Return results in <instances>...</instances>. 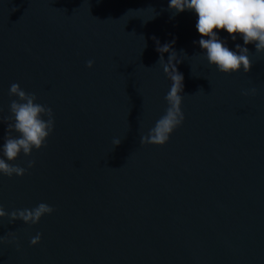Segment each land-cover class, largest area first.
I'll list each match as a JSON object with an SVG mask.
<instances>
[{
	"label": "water",
	"instance_id": "95a60500",
	"mask_svg": "<svg viewBox=\"0 0 264 264\" xmlns=\"http://www.w3.org/2000/svg\"><path fill=\"white\" fill-rule=\"evenodd\" d=\"M168 4L0 0L3 115L19 83L55 119L46 146L12 162L34 166L0 176L5 211L55 210L0 218V264H264V53L247 45L250 72H219L194 43L196 14ZM153 37L175 41L184 76V121L163 145L140 143L171 86Z\"/></svg>",
	"mask_w": 264,
	"mask_h": 264
},
{
	"label": "clouds",
	"instance_id": "9594fccd",
	"mask_svg": "<svg viewBox=\"0 0 264 264\" xmlns=\"http://www.w3.org/2000/svg\"><path fill=\"white\" fill-rule=\"evenodd\" d=\"M168 9H175V15L184 11L196 14L198 19L195 27L201 39L194 43H198L200 48L205 50L208 64L215 65L221 73L231 74L241 69L245 73L251 71L253 62L247 45H253L257 53H264V0H169ZM220 31H226L232 41L241 38L243 45L237 43L235 50H231L226 40L218 35ZM153 39L156 40V51L160 53L158 63L162 65L164 73L170 79L171 86L164 97L168 105L164 115L155 122L147 134L141 135L140 143L163 145L184 121L181 109L184 76L177 68L182 60L177 59V52L172 46L175 41L161 45L158 39L155 37ZM165 52L170 53L167 62L164 59ZM93 63L94 61L88 60L86 66L91 68ZM256 91L252 88L244 90L242 94L248 95L249 92L255 94ZM8 95L15 98L10 99L7 116L3 115V109L0 108V125H6L4 142L0 145V176L11 178L13 175L23 176L34 166V159L26 161L27 167L12 162L21 153L30 157L34 149L45 147L47 138L54 130L55 119L52 108L38 103L37 94L24 90L19 83L10 85ZM121 142L120 138H114L112 141L114 146ZM54 210L49 204L41 202L33 208L13 209L7 212L0 204V218L7 216L9 223L21 220L34 225L39 223L45 214H51ZM41 236L42 233H37L30 239V244H38ZM4 239L0 237V242Z\"/></svg>",
	"mask_w": 264,
	"mask_h": 264
}]
</instances>
